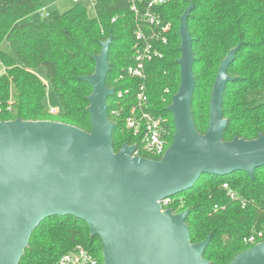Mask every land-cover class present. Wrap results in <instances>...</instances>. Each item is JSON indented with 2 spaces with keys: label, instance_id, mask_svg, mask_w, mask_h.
<instances>
[{
  "label": "trees",
  "instance_id": "1",
  "mask_svg": "<svg viewBox=\"0 0 264 264\" xmlns=\"http://www.w3.org/2000/svg\"><path fill=\"white\" fill-rule=\"evenodd\" d=\"M94 1L92 14L77 2L64 12H46L45 19L35 16L41 0H0V121L46 120L51 114L44 99L50 89L60 106L52 120L89 131L86 107L91 86L81 77L93 72L92 55L98 54L101 42L112 35L105 78V84L113 88L107 99V115L115 123L112 148L117 151L123 143L139 147L140 138L125 126L139 82L125 75L120 78L133 62L134 16L127 0ZM190 4L187 26L194 57L190 105L196 130L206 132L218 66L228 50L238 46L227 69L232 79L223 90L222 116L227 125L222 138L250 140L259 132L264 135V0H169L161 6L169 31L166 43H156L162 57L145 62L149 110L166 118L171 142L174 125L167 106L180 80L179 18ZM3 41L6 50L1 46ZM41 66L46 70L47 85L35 73ZM125 88L129 94L118 98L116 92ZM225 182L241 199L226 196L222 188ZM172 198L174 207L181 202L182 209H189L185 223L191 243L210 234L202 253L208 264L229 263L248 247L243 243L245 236L261 231L264 237V166L254 169L252 176L243 171L201 174L190 188ZM214 204L223 208L213 210ZM95 239L99 241L98 236H90L82 219L73 215L46 217L32 230L17 264H55L76 245L96 253Z\"/></svg>",
  "mask_w": 264,
  "mask_h": 264
},
{
  "label": "water",
  "instance_id": "2",
  "mask_svg": "<svg viewBox=\"0 0 264 264\" xmlns=\"http://www.w3.org/2000/svg\"><path fill=\"white\" fill-rule=\"evenodd\" d=\"M179 18V86L167 111L172 114V141L159 160L133 156L135 145L114 151L105 84L112 35L101 42L91 74L86 110L89 131L53 120L0 121V264H17L38 223L51 216L73 215L98 236L103 264H208L202 253L210 241L191 243L185 219L189 209L172 213L158 203L190 188L201 174L243 171L252 176L264 166V135L223 140V90L238 46L221 60L209 101L207 130L194 125L191 37L187 19ZM227 264H264V241L237 253Z\"/></svg>",
  "mask_w": 264,
  "mask_h": 264
},
{
  "label": "built area",
  "instance_id": "3",
  "mask_svg": "<svg viewBox=\"0 0 264 264\" xmlns=\"http://www.w3.org/2000/svg\"><path fill=\"white\" fill-rule=\"evenodd\" d=\"M80 2V0H71ZM169 0H127L128 9L134 16L133 36L135 39L133 62L123 69V75L138 80L136 86L134 104L129 109V114L125 118V126L134 136L140 138V146L135 145L133 156H141L148 159L159 160L170 145L166 118L154 115L149 110L148 98L145 91V62L153 58L162 57V52L156 43H166L169 23L162 20L160 8ZM91 0V4H94ZM47 13L40 12V16ZM129 94V88L118 90L116 96L122 98ZM51 114H56V110H51ZM117 113V112H116ZM131 145V144H130ZM226 196L230 200L241 199V196L226 182L222 183ZM172 196L158 200L162 210L170 209L172 213L183 211L182 203L174 207ZM243 204V203H242ZM223 208L222 205L214 204L213 210ZM174 209V210H173ZM264 241L263 232L250 234L243 238V243L247 248ZM55 264H103V254L93 253L82 245H76L71 250L63 253Z\"/></svg>",
  "mask_w": 264,
  "mask_h": 264
},
{
  "label": "rangeland",
  "instance_id": "4",
  "mask_svg": "<svg viewBox=\"0 0 264 264\" xmlns=\"http://www.w3.org/2000/svg\"><path fill=\"white\" fill-rule=\"evenodd\" d=\"M81 3H83L84 5H86L89 9V11L91 12V14L93 13L92 11V4H91V0H80ZM74 4H76L75 2H72L71 0H41V9L40 12L42 13H48L50 14L51 12H53L54 10H57L59 12H64L66 10H68L70 7H72ZM40 12L36 13L35 16H40ZM48 16H45L43 18H47ZM3 49H7L6 46V42L3 41V43L1 44ZM35 73L44 81V83L47 85V78H46V70L43 66L37 68L35 70ZM44 103L46 106V109H49V112H51V110H56L58 111L60 109L59 106V100L56 96V94L48 89L46 92V97L44 99ZM51 114V113H50ZM53 115V114H51ZM48 115L47 116V120H52V116ZM56 115V114H55ZM94 245L97 247V253L99 255H102V248H101V244L100 241H98L97 239H95L93 241Z\"/></svg>",
  "mask_w": 264,
  "mask_h": 264
}]
</instances>
